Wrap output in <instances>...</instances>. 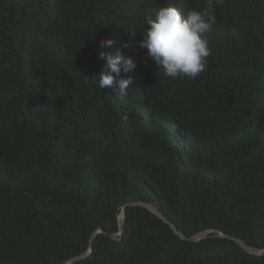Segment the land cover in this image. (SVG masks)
Returning <instances> with one entry per match:
<instances>
[{
    "label": "trees",
    "instance_id": "1",
    "mask_svg": "<svg viewBox=\"0 0 264 264\" xmlns=\"http://www.w3.org/2000/svg\"><path fill=\"white\" fill-rule=\"evenodd\" d=\"M205 0H0V264H63L151 204L185 237L264 248V0H224L207 69L163 77L138 47L158 7ZM112 40V47L100 41ZM126 45V46H125ZM131 57L128 95L86 82ZM115 75V74H113ZM74 264H264L179 238L141 207Z\"/></svg>",
    "mask_w": 264,
    "mask_h": 264
},
{
    "label": "clouds",
    "instance_id": "2",
    "mask_svg": "<svg viewBox=\"0 0 264 264\" xmlns=\"http://www.w3.org/2000/svg\"><path fill=\"white\" fill-rule=\"evenodd\" d=\"M223 3L224 0H205L202 9L183 14L172 6L158 7L154 15L145 17L146 27L141 32L138 47L145 49L146 59L155 63L157 75L195 79L207 69L211 49L205 33L216 23L215 7ZM113 44L112 40L100 41L102 48ZM98 59L105 61L104 66L98 75L86 77V82L98 89L115 84L117 94L128 95L126 89L133 81L130 76L121 78V72L127 74L135 69L133 59L120 53L113 57L105 52H100Z\"/></svg>",
    "mask_w": 264,
    "mask_h": 264
},
{
    "label": "water",
    "instance_id": "3",
    "mask_svg": "<svg viewBox=\"0 0 264 264\" xmlns=\"http://www.w3.org/2000/svg\"><path fill=\"white\" fill-rule=\"evenodd\" d=\"M131 207H141V208L146 209L147 211H149L150 213H152L153 215H155L156 217L161 219L164 223H166L170 227V229L182 240H187L189 242H198L202 239L207 238L210 234H215L218 237L233 240L236 244H238L248 254L255 255V256H261L264 254V248L256 249V248L248 247L241 240L229 237V236L225 235L224 233H222L221 231L214 230V229H207V230L198 232L195 235H192V236L187 238L182 233H180L171 222L166 220L151 204L146 203V202H131V203H126L121 208V210L119 212V216L117 219V223H118V227H119L118 232L113 233V234H106L102 229H97L91 235V237L89 239L88 249L84 253H82V254L74 257V258L69 259L68 261H66L63 264H74L78 261L84 260L87 257H89L91 252H92V242H93L94 238L100 234H106L112 239H115L117 236H121L122 231H123V227H124V223H125V216H126L125 210H126V208H131Z\"/></svg>",
    "mask_w": 264,
    "mask_h": 264
}]
</instances>
